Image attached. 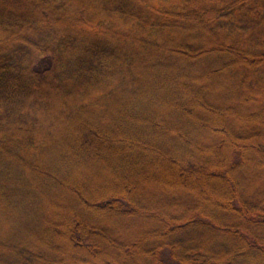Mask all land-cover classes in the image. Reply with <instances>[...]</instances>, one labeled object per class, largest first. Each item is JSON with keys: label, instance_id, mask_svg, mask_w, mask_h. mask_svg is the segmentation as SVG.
I'll return each instance as SVG.
<instances>
[{"label": "trees", "instance_id": "16d2710c", "mask_svg": "<svg viewBox=\"0 0 264 264\" xmlns=\"http://www.w3.org/2000/svg\"><path fill=\"white\" fill-rule=\"evenodd\" d=\"M186 122L212 130L216 169L186 156L206 147ZM160 162L225 196L187 206L165 191L155 227L124 239L123 221L150 220L135 182ZM65 196L67 224L51 219ZM165 255L264 264V0H0V264Z\"/></svg>", "mask_w": 264, "mask_h": 264}, {"label": "rangeland", "instance_id": "374dc122", "mask_svg": "<svg viewBox=\"0 0 264 264\" xmlns=\"http://www.w3.org/2000/svg\"><path fill=\"white\" fill-rule=\"evenodd\" d=\"M202 83H205V81H203ZM166 121H168V124L172 125V126L173 125L177 126L179 124L178 122L175 121V119H171L169 114H168V116H166ZM180 124H181V127H183V128H187L188 127V129H186V130H188L191 134H193V133L197 134L196 138L200 139L202 142H204L206 144L205 148H200V149L197 148L198 150H196L195 147L193 148L191 146L190 147L191 149L188 150V152H190V153H188L186 156L190 157L191 155L192 156L194 155V158H196V161L198 163H205V164H208V165L210 164L212 169H216L217 165H215V163H211L213 161V159L215 157H217V155H218V150L211 149L212 148L211 147L212 144L210 145L211 141L214 140L213 137L211 136L212 130L206 132L207 131L206 129L208 128L207 127L205 129L206 131L205 130H198V129H197L198 131H194L195 130V126L194 125L188 124V123L187 124L180 123ZM215 127L216 126L214 125L215 131L218 134L223 135L222 133H220V131L218 132ZM200 131H202V132H200ZM213 133L216 134L215 132H213ZM173 134H175V133H173ZM223 136H225V135H223ZM208 139H210V140H208ZM219 144H220L219 142H215V146L213 145L214 148L216 146H219ZM192 149H195L196 153ZM159 151H161V150H159ZM174 153L179 155L180 153H183V150H179L178 149V152H174ZM165 154L168 155V153H165ZM177 164L179 165L178 161H177ZM158 166H162V169L158 170L157 167H154L153 171L150 172V174H148L149 176H152V179H151V177L145 176V174H144L141 178L138 179V181L135 182V183H138V186H142V185L145 186V191L141 187L140 195L143 197L141 202L143 203V206H144L143 209H145L144 211L149 216L150 220H148V222H144V221L140 220L135 225H129V223L125 222L126 220L123 221V223L126 224V225L124 224L125 228L123 227V229H121L122 232H123L122 236H123L124 239H128L129 238L128 236H131V234H132L131 239H134L133 235L135 234L136 231L139 230V231H142V232L143 231L146 232V231L151 230L152 228L155 227V226H153L154 225L153 224L154 219H153V216H152L153 215L152 207L153 206H159L161 204L159 202L166 197V194L164 193L165 191H166V193H170V194L174 193V195H176V196H173V198H175L177 201H179L182 205L185 204L187 206L190 205V202H195V204L200 205L201 204L200 203L201 202L200 201L201 200L200 199L201 194H202V197H203V194L207 195L209 190L212 193L217 194L218 198L221 195L225 196V191H224V189H222V185L219 182H217V181H212V180L208 181L207 178L204 177L203 174H200L199 176H192L191 178L187 177L186 175H181L180 171H178L176 169L177 167L174 165L173 162H172V164H167V163H161L160 162L158 164ZM88 175L92 179L97 180L96 183H94V184H99V183L106 184L108 182L107 181L108 178H109V181L114 183L113 185L116 186V187H119L118 185H122L125 182V180H123V179L116 180L115 182H113L112 181L113 178H111V177H106L105 179H101V178H99L98 176H96L92 172H88ZM167 175H170L171 176V180H173L175 183L170 181V178ZM196 177H198V178H196ZM80 181H82V178H80ZM196 181H198L197 182L198 185L195 184ZM113 187H111L110 189H112ZM147 187L148 188L153 187V192L149 193L148 189L146 191ZM76 188H78L77 185L75 187L73 186V188H71V190H69V194L73 195V196H76V194H78V193H75V189ZM202 192H204V193H202ZM66 193H67V191H66ZM192 198H194V199H192ZM59 199H60L59 202L60 203H64L65 206L63 205L60 208L59 207L58 208L54 207L53 209L56 211L55 212L56 213V217H52L51 219H54V221H57V222H60L61 220H65L66 224H67L69 222L70 212L73 213L74 212V208L69 204L70 200H68V197L65 196V198H59ZM203 203H204L203 206L207 205L206 201H204ZM149 210H151V211H149ZM80 214H81L82 218L84 219V222L86 220L88 222V224H93L94 225V223H98L101 226H103L104 225V221L111 224L110 221L105 220L106 217H104L105 216L104 214H103V216L101 218H99V217L95 218V221H92L93 223L92 222L90 223L89 219H86V217L83 216L82 212ZM118 223H119V225H118V227H119L121 225V222H118ZM64 228L65 227H62V231L63 232L65 231ZM127 228H128L130 233L132 232L131 234L128 232ZM131 229H133V231H131ZM135 238H137V237H135ZM60 243L61 244H59V242H56V245H57L58 249H60V247L62 245L64 246V247H62V248H64L63 249L64 252L62 251V253H61L62 256L61 257L68 256L69 253H70V251H69L70 249L69 248H68L69 250L66 249L67 248L66 239L63 240V242H60ZM51 247H52V249H57V247L55 245H51ZM134 248H136V247H134ZM106 249H108V247L107 248L105 247V249H104V251L107 252ZM52 255L56 257V255H54V253ZM58 257H60V256H58ZM164 263L171 264L172 263L171 258L169 256L165 255L164 256Z\"/></svg>", "mask_w": 264, "mask_h": 264}]
</instances>
